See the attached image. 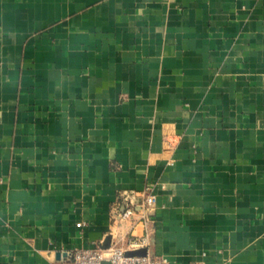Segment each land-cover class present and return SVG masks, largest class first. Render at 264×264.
I'll return each instance as SVG.
<instances>
[{
  "label": "crops",
  "instance_id": "1",
  "mask_svg": "<svg viewBox=\"0 0 264 264\" xmlns=\"http://www.w3.org/2000/svg\"><path fill=\"white\" fill-rule=\"evenodd\" d=\"M147 187L148 254L264 264V0H0V264H65Z\"/></svg>",
  "mask_w": 264,
  "mask_h": 264
},
{
  "label": "built area",
  "instance_id": "2",
  "mask_svg": "<svg viewBox=\"0 0 264 264\" xmlns=\"http://www.w3.org/2000/svg\"><path fill=\"white\" fill-rule=\"evenodd\" d=\"M156 205L157 196L151 187L142 193L125 191L113 207L110 247L104 248L105 242H102L95 248L68 251L65 264H170L167 258L161 256L127 255L149 248L148 227L154 222ZM140 229L142 234L138 233Z\"/></svg>",
  "mask_w": 264,
  "mask_h": 264
},
{
  "label": "water",
  "instance_id": "3",
  "mask_svg": "<svg viewBox=\"0 0 264 264\" xmlns=\"http://www.w3.org/2000/svg\"><path fill=\"white\" fill-rule=\"evenodd\" d=\"M110 244H111V237H109L107 241H105L104 248H109ZM147 254H148L147 249H142V250L135 251V252H129L127 255L133 256V255H147Z\"/></svg>",
  "mask_w": 264,
  "mask_h": 264
}]
</instances>
